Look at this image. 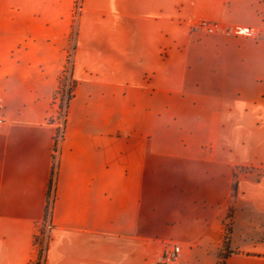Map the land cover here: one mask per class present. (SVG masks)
<instances>
[{
  "label": "crops",
  "instance_id": "1",
  "mask_svg": "<svg viewBox=\"0 0 264 264\" xmlns=\"http://www.w3.org/2000/svg\"><path fill=\"white\" fill-rule=\"evenodd\" d=\"M0 112V264L36 258L50 187L43 264H218L230 210L224 264H264V0H0Z\"/></svg>",
  "mask_w": 264,
  "mask_h": 264
},
{
  "label": "built area",
  "instance_id": "2",
  "mask_svg": "<svg viewBox=\"0 0 264 264\" xmlns=\"http://www.w3.org/2000/svg\"><path fill=\"white\" fill-rule=\"evenodd\" d=\"M79 8H80L79 3H77V6H76L77 12ZM192 28L193 30L200 31L204 33L205 35H222L226 37H245V38H251V39H257L258 37V33L255 30H253L250 27H245V26L227 27V26H223L218 23H208V22L202 21L194 25ZM68 87L69 86L67 85L65 91H67ZM59 96L57 94L53 100V106H54L55 112L52 118L50 119L56 125V133L54 137L55 145L63 137L64 124H65L66 113H67V110L65 108H63V110L59 108V103H60ZM4 123H5V118L0 112V126H2ZM50 216H51V204L49 205L47 214L42 224L40 225L41 227L46 229V232L50 227ZM39 231L40 230H38V232ZM44 251H45V247L43 248L41 262H43ZM180 257H181V247L178 245H169L164 249L163 254L161 255V257L158 259V261L155 264H180Z\"/></svg>",
  "mask_w": 264,
  "mask_h": 264
},
{
  "label": "trees",
  "instance_id": "3",
  "mask_svg": "<svg viewBox=\"0 0 264 264\" xmlns=\"http://www.w3.org/2000/svg\"><path fill=\"white\" fill-rule=\"evenodd\" d=\"M65 81H66V77L65 76H62L59 79L58 94L60 95L59 108L60 109L65 108L67 110L69 101H70V99L72 97V91H73L74 83L69 79V87H68L67 91H64V90H62V88H64V86H65ZM55 149H56V146L54 147V150ZM52 175H53V169H52ZM50 186H51V180H50ZM50 188H49V191H48V202H47L46 209H45V216L47 214L48 207L51 204V202H50ZM236 192H237V181H236V176L234 175V180H233V183H232V195H231L232 199L236 196ZM45 216H44V218H45ZM227 218L230 221V219H231V210L229 211V214H228ZM229 230H230V228H228L227 231L229 232ZM36 244L39 245V246L42 245V241H40L37 236L34 238V246H36ZM227 248H228V242H227V238H226L225 241L222 240V253H220V261H219L218 264H224V258H225L226 254L228 252ZM42 252H43V246L40 247L39 251H37L36 258L33 261H31L30 264H43V262H41Z\"/></svg>",
  "mask_w": 264,
  "mask_h": 264
},
{
  "label": "rangeland",
  "instance_id": "4",
  "mask_svg": "<svg viewBox=\"0 0 264 264\" xmlns=\"http://www.w3.org/2000/svg\"><path fill=\"white\" fill-rule=\"evenodd\" d=\"M78 3V2H77ZM77 3H76V6H77ZM76 14H77V10H76V7H75V11H74V16H76ZM68 65H69V61H68ZM65 77H66V81H65V86H64V88H62V90H64L65 91V89H66V87H67V85L69 86V78H68V76L67 75H65ZM61 93V92H60ZM58 96H59V94H58ZM60 97V96H59ZM63 110V109H62ZM252 170V169H251ZM251 170H249V169H246L245 171H251ZM229 224H230V221L228 220V218H227V220H226V223H225V229H224V236H223V241H225L226 240V238H227V236H228V228H229ZM38 230H40L39 232H38ZM38 230H37V232H38V235H37V237H38V239L40 240V241H42V245L41 246H39V245H37L36 244V246H35V248H36V252L37 251H39V249H40V247H42L43 246V248L45 247V242H46V239H47V232H46V229H44L43 227H38ZM37 254V253H36Z\"/></svg>",
  "mask_w": 264,
  "mask_h": 264
}]
</instances>
